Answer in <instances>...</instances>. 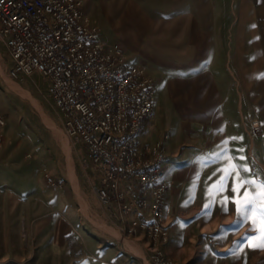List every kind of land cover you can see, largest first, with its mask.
Masks as SVG:
<instances>
[{
    "label": "rangeland",
    "instance_id": "374dc122",
    "mask_svg": "<svg viewBox=\"0 0 264 264\" xmlns=\"http://www.w3.org/2000/svg\"><path fill=\"white\" fill-rule=\"evenodd\" d=\"M83 2L98 38L118 43L129 61L145 65L153 79L156 107L143 128V141L153 142L167 133V152L172 147L202 153L203 171L214 174L213 179H203V187L216 184L231 164L242 176L264 179V0ZM0 55L9 75L1 41ZM12 79L29 89L66 133L63 115L39 87V77ZM188 83L196 86L194 91ZM194 106L197 113L190 111ZM206 106L216 117L209 131L203 130ZM0 117V264H152L148 241L123 235L121 226L99 206L82 165L81 146L68 136L78 192L60 142L31 101L5 89L1 74ZM246 128L255 140L248 166L258 176L240 169L247 162L230 147L232 138L248 139ZM166 164L167 172L174 171L171 157ZM235 179L232 172L223 193L213 189L215 206L222 205L224 195L231 200ZM84 201L91 212L83 210ZM102 222L119 228L123 237L106 231ZM213 228L231 232L218 223ZM201 229L208 230L206 225ZM244 229L248 232L249 227ZM124 238L138 242L143 252H135ZM239 264H264V249L241 254Z\"/></svg>",
    "mask_w": 264,
    "mask_h": 264
},
{
    "label": "built area",
    "instance_id": "2783aa9c",
    "mask_svg": "<svg viewBox=\"0 0 264 264\" xmlns=\"http://www.w3.org/2000/svg\"><path fill=\"white\" fill-rule=\"evenodd\" d=\"M0 41L9 75L39 77V87L63 115L105 213L125 235L148 241L152 264H175L162 248L169 240L168 134L142 140L157 100L146 67L130 62L118 43L98 38L83 0H0Z\"/></svg>",
    "mask_w": 264,
    "mask_h": 264
},
{
    "label": "crops",
    "instance_id": "0c3cea01",
    "mask_svg": "<svg viewBox=\"0 0 264 264\" xmlns=\"http://www.w3.org/2000/svg\"><path fill=\"white\" fill-rule=\"evenodd\" d=\"M146 69L148 70V68ZM176 85L173 82L172 88ZM187 85L189 91H194L196 86L193 83H188ZM197 110L196 106L190 107L192 113H197ZM204 112L207 118L203 130H212L211 124L216 119V117H212L213 109L206 106ZM224 114L222 111L219 112L221 118L224 117ZM184 119H188V116ZM245 130L249 133L248 139L242 138L238 140L232 138L230 147L234 153H239L241 157H245L246 159L244 160L249 165L250 156L253 155L255 140L249 130L247 128ZM174 144H177L176 139H174ZM240 149H243V151H239ZM168 157L172 158L174 171L167 172L166 170L169 188L165 193L164 215L165 223L169 228V240L162 245L166 257L175 264H223L224 262L230 264L232 259V264H239L241 254L242 256L248 253L253 254L254 249L251 247L249 250L250 245L248 243L244 241H241L240 244L235 243L247 232L244 228H248L251 221L239 226L238 230H236L233 225V222L237 219L235 204L228 203V211L226 213L222 212V205L215 206L214 190L211 195L207 191L211 186H201L203 179L210 180L214 178L213 173L204 172L202 169L201 163L204 155L193 148L179 152L169 147ZM197 173H199L198 176ZM251 175H254L253 171ZM247 176L249 177V174ZM186 183H190L189 192L185 189ZM242 192L243 189L241 194ZM185 196H188L187 199L182 200ZM186 201L188 202L187 205L185 204ZM206 204L210 205L207 209L204 207ZM215 223H218L219 227H226L224 228L226 232L229 230L231 232L223 234L222 229L219 232L218 229L213 228ZM203 225H207L208 230H202L201 227ZM227 226H230L231 229ZM229 249H232V251L230 252ZM120 250L121 247L116 251L119 253Z\"/></svg>",
    "mask_w": 264,
    "mask_h": 264
},
{
    "label": "snow or ice",
    "instance_id": "6c2138e0",
    "mask_svg": "<svg viewBox=\"0 0 264 264\" xmlns=\"http://www.w3.org/2000/svg\"><path fill=\"white\" fill-rule=\"evenodd\" d=\"M239 151H243V149ZM215 155L217 158H221L219 153ZM239 159L243 160L246 158L242 156ZM239 167L244 173L252 172V169L247 164ZM232 172L236 173V179L233 181L231 189L233 196L231 200L227 195L223 196L221 211L225 213L228 211L227 204L230 200V202L236 206L235 211L237 219L233 222L235 229L238 230L239 226L251 221L248 232H246L240 240L236 241V244H240L241 241H244L253 249H264V179L242 176L241 172L237 170V165L231 164L229 168L223 170L224 174L219 178L217 183L212 185L207 191L209 195L212 194L213 189L217 194L225 192ZM198 175L199 173H197V176ZM254 175L258 176L259 174L257 173ZM242 189L243 192L241 194ZM187 203L186 201L185 204L187 205ZM204 207L207 209L210 205L206 204ZM253 241L256 242L253 243ZM229 251L231 252L232 249H229Z\"/></svg>",
    "mask_w": 264,
    "mask_h": 264
},
{
    "label": "bare ground",
    "instance_id": "6f19581e",
    "mask_svg": "<svg viewBox=\"0 0 264 264\" xmlns=\"http://www.w3.org/2000/svg\"><path fill=\"white\" fill-rule=\"evenodd\" d=\"M0 74H1L2 82L4 84L5 89H7L8 91H14V92L20 94L22 97H24V98L28 99L29 101H31L35 105V107L37 108L39 113L41 114V116H42L43 120L45 121V123L52 130L53 134L56 136V138L60 142V144L62 146V149H63V151H64V153L66 155L68 176H69L70 180L72 181L73 186L79 192L78 178H77V174L75 172L74 165H73L72 146H71V143H70L68 135L58 125V123L55 120H53L47 114V112L44 110L43 106L41 105L40 101L33 95V93L29 89H27L24 85L14 81L9 75H7L4 63L2 62L1 55H0ZM81 196H83V195H81ZM82 206H84L83 210H86V212H89L90 207H89L87 201H84ZM90 212H91V210H90ZM101 226L103 228H105L107 231H109V232H111V233H113L116 236H119L121 238L123 237L121 235V232H122L123 235H125L122 230L120 232L119 228H117L115 226H112V225H109L108 223L102 222ZM207 228H208V226L206 225V229ZM124 239H125V243L130 245L135 252H137V253H142L143 252L142 246L138 242H135V241L132 242L131 240H128L127 238H124Z\"/></svg>",
    "mask_w": 264,
    "mask_h": 264
}]
</instances>
